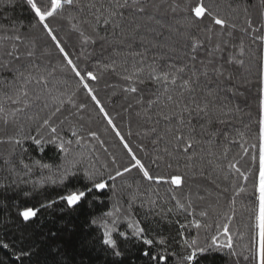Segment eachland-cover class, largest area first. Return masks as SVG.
Masks as SVG:
<instances>
[{
  "label": "trees",
  "instance_id": "1",
  "mask_svg": "<svg viewBox=\"0 0 264 264\" xmlns=\"http://www.w3.org/2000/svg\"><path fill=\"white\" fill-rule=\"evenodd\" d=\"M104 2L107 3L108 0ZM155 2L160 3L161 7L159 11L150 10V13L165 26L176 24L174 15H188L187 12L173 14L168 8L172 0H155ZM180 2L183 3V0ZM188 2L195 4L199 0H188ZM203 2L220 18L236 26L234 29L227 30L232 32L231 37L227 35L223 37L229 42L228 52L239 53L240 44L243 43L244 55L241 59L244 64L230 67L234 76L235 93H227L225 102L231 108L228 118L230 122L227 125L216 122L209 124L204 119H197L195 115L191 118L190 124L186 121L185 125H180L175 120L171 124L163 120L156 124L159 119L156 108L150 110L151 120H148L144 109L147 107V100L154 98L152 93L155 89V85L147 82L148 65L155 60L159 66L166 63L168 57H172L177 62H183L184 52L189 50L184 47L188 41L175 32L169 33L167 27L160 28L155 20L148 21L146 18L138 17L139 22L144 25L141 31L145 39L141 41L138 37L130 43V46L123 34L117 31L113 35L111 30L107 34L101 32V35H107L106 43L97 40L96 43L89 41L86 45L82 44L79 34L73 30V24L78 23L87 10L85 13H81L79 9L67 10L64 18L57 17L48 21L79 69L82 72L92 71L97 77L95 81L86 79V82L137 157L153 175L175 173L183 178L182 185L175 194L185 204L189 202L184 199L185 196L190 197L193 205L191 211H194L195 215L188 216L186 213L175 210V201H172L169 198L170 194L166 193V189L170 187L167 184L162 186L153 184L152 198H156L154 193L157 190L162 197H165L164 201H158L160 207L157 211H160L161 207L164 211L172 207L174 211L169 213L172 223L161 221L159 216L149 215L148 207L140 206L141 200H144L147 195V182L142 181L141 174L135 169L130 174H126L123 179H117V191L112 199H109L112 197L111 191L106 189L103 193L95 194L97 199L91 202V206L85 202L74 211H62L61 209L65 206L57 204L53 208L41 209L38 215L28 223L20 220L18 212L25 206L39 207L41 202L54 199L61 189L46 187L41 190L43 194H37L34 198H25L22 192L16 191L0 193V240L10 245L8 250L0 248V264H21V261L15 260L13 255L21 248L31 249L33 252L30 257L24 258L23 264H111V257L106 256L103 245L100 243L102 230L92 226L90 220L102 216L105 211L112 210L113 205L126 210L132 193L137 191L138 198L132 206L133 219L141 221V226L145 227L152 236L161 234L166 238L169 250L177 254L169 257V264H176L179 255L184 251L180 247L182 238L179 233L183 231L184 238L188 239L197 235V230L190 226L193 219L199 220L202 224L211 225L207 231L200 230L201 243L206 237L210 238L211 235L217 234V223L221 225L222 238V226L228 223L235 251L238 254H247L245 245L250 244V236L254 231V212L249 209H253L257 204L254 185L257 182L259 165V71L260 57L264 55V44L254 38L264 36V26H262L264 16L261 15L264 8L260 0H203ZM69 17L74 19L70 20ZM249 19L258 32H253L248 27ZM32 22L34 17L22 0H15L12 7L6 4L0 6V25L15 26L22 37L23 43L15 42L19 44V51L26 52L33 44L35 45V56L31 62L35 67H32L25 58L19 62H13L12 69L19 67L26 72L31 71L33 75L47 76L51 73V76H48V90H43L42 86L32 81L27 85L29 96L22 97L19 104H12L7 97L15 96L19 83L14 82L12 71L0 67V103L6 112L17 107L24 109L17 113L15 118L9 116L7 125L0 117V139L6 140L9 137H19L28 133L36 136L39 124L57 107H60L61 111L57 112L51 121L57 127L59 135L65 141L71 139L74 142L75 139L81 138V145L73 143L69 146L72 149L69 159L83 152L86 157L85 166L90 161L101 171L104 164H108L113 170L118 166L111 165L113 155L117 158L119 166L127 164L131 158L128 157L119 138L108 125L87 90L79 84L78 78L71 72L67 62L42 28H30ZM207 24L209 20L205 19L200 27L191 29L192 34L204 42L205 48L209 45L206 33L201 29ZM5 32L6 30H0V35ZM160 42L174 44L178 49L177 52H170L166 47H153V44ZM12 43L13 41L4 42L9 50ZM45 51L47 54H43ZM198 55L199 58H203L205 50L201 49ZM199 58L196 63L197 68H199ZM9 59L4 56V50L0 48V63H7ZM141 66L144 68L146 79L145 84L136 85L141 92L136 94L124 92L123 89L128 86V81L122 77ZM207 87L215 89L216 85L213 83ZM37 95L41 97L39 100L35 98ZM141 98L144 101L143 106L137 103V100ZM25 100L29 104L27 108H24ZM153 127H156L158 133L165 137L158 144L152 142L156 136V133L150 132ZM177 129L186 137L190 136L200 141L194 144L187 154H184L182 149L181 152L176 153L173 135L176 134ZM73 130L77 132V137L72 136ZM40 131L45 137L50 135L49 129ZM90 132H95L97 138L93 139L89 136ZM166 145L174 153L173 156L169 157L163 152ZM141 147L144 151H141ZM23 149L26 151L19 147L14 150L13 145L9 143H0V165L13 153L17 164L21 157L26 162L40 160L54 167L62 160L61 154L52 144H43L44 150L40 151L31 140H25ZM157 154L164 157L159 167L152 162ZM253 156H256L255 162H253ZM96 157H99V160ZM229 162L235 164L240 172L248 177L247 180L235 169H229ZM169 163L172 165L171 168L167 167ZM5 175L6 172L0 170V180H3ZM30 179L39 181L40 170L36 169ZM137 182H142L139 190L136 187ZM129 184L132 185L131 188L127 186ZM27 187L31 188V184ZM225 187L228 188L227 192L222 191ZM240 188H244L245 191L240 192ZM233 207L235 211H232ZM201 211H205L207 216L201 217L199 215ZM225 213L232 217L230 222L226 219ZM177 220L188 224L189 227L181 230L176 223ZM124 228L126 224H121V229ZM136 261L137 264H143V258L138 255H136ZM237 261L239 264H246L243 261V255L230 257L225 252L199 257L197 264H237Z\"/></svg>",
  "mask_w": 264,
  "mask_h": 264
},
{
  "label": "snow or ice",
  "instance_id": "2",
  "mask_svg": "<svg viewBox=\"0 0 264 264\" xmlns=\"http://www.w3.org/2000/svg\"><path fill=\"white\" fill-rule=\"evenodd\" d=\"M14 2L15 0H0V6L6 4L12 7L14 6ZM260 2L262 8H264V0H260ZM22 3L26 5L34 17V22L31 23L30 28H42L43 32L47 34L55 45V48L67 62L71 72L78 78L79 84L87 90L88 95L96 104L97 108H99L100 113L112 128L113 132H115L131 160L127 164L119 166L117 158L113 155L111 165L118 166L113 170L108 164H104L102 165L103 171H101L100 168H97L90 161L85 166L86 157L83 152L69 159V156L72 154V149L69 146L73 145V143L81 145V138L75 139L74 142L71 139L65 141L59 135L57 127L51 123L52 117L61 111V108L57 107L48 118L39 124L36 136L28 133L19 137H9L6 140L0 139V143L12 144L14 150L19 147L23 151H26V149H23V142L25 140H31L40 151L44 150L43 144H52L62 157L61 163L55 165V167L49 163H42L40 160L26 162L22 157L17 164L14 153L9 158L3 160L2 165H0V170H4L6 175L3 180H0V193L7 194L9 191H16L22 192L25 198H34L37 194H43L41 190L46 187L61 189L54 199H47L41 202L39 207L25 206L18 212L20 220L28 223L38 215L41 209L53 208L57 204H63L65 206L64 209H61L62 211H74L85 202H88L89 206H91V202L97 199L95 194L103 193L106 189L111 191L112 197H109V199H112L116 195L117 179H123L133 169L141 174L142 181L147 182V195L144 200H141L140 206H147L149 215L159 216L161 221L172 223L171 217L169 216V213H173L174 211L172 207H168L166 211L161 207V210L157 211V208L160 207L158 201H164L165 197H162L157 190L154 193L156 198H152L153 184L156 186L167 184L170 187L166 189V193L170 194L169 198L172 201H175V210L186 213L188 216H194L195 212L191 211L193 205L190 197L185 196L184 199L189 201L185 204L175 194L176 190L180 189L183 178L175 173L153 175L150 169L137 157L129 143L126 142L124 136L117 130L113 119L93 94L90 85L86 82V79L88 81H95L97 77L92 71L85 70L82 72L79 69L77 64L70 58L69 53L62 45L48 21L57 17L64 18V13L67 10L79 9L81 13H85V10H87L81 16L78 23L73 24V30L79 34L84 45L89 41L96 43L97 40L106 43L107 35H101V32L107 34L109 30H111L113 35L117 31L123 34L126 41L129 42V46L138 37L143 41L145 36L141 29L144 25L139 22L138 17L141 19L146 18L148 21L155 20V23L159 24L160 28L167 27L169 33L175 32L177 35L183 37L188 41L184 47L189 49L184 52L183 62H177L172 57H168L167 62L164 64L157 66L154 60L152 64L148 65L147 82L155 85V89L152 93L154 98L147 100V107L144 109L148 120H151L150 110L153 108L158 109L157 115L159 119L156 121V124H159L161 120L171 124L175 120L180 125H185L186 121L190 124L193 115L197 119L206 120L209 124L216 122L221 125H227L230 122L228 118L231 113V108L225 102L227 93H235V86L233 84L234 76L230 67L242 66L244 64L243 59H241L244 51L243 43L241 42L239 53L235 51L228 52L229 42L224 40L223 37L225 35L231 37L232 32L227 30L234 29L236 26L228 20L220 18L217 13L213 12L209 6L204 4L203 0H199L195 4L189 3L188 0H183V3L180 0H172L168 4V8L173 14L187 12L188 15H174L173 18L176 24H169L167 26L160 24V21L156 20L154 15L150 13V10L159 11L161 7V4L156 3L155 0H108L107 3L104 0H42V2L41 0H22ZM261 15L264 16V11H262ZM69 19L72 20L74 18L69 17ZM205 19L209 20V24L205 25L201 30L206 33V40L209 45L207 48H205L204 42L195 37L191 32L193 27H200ZM247 24L253 32H258V29L253 27L250 19L247 21ZM0 30H6L5 34L0 35V48L4 50V56L10 58L7 63H0V67L12 71L14 82L19 83V87L15 90V96H8L7 98L11 100L12 104L21 103L22 97L29 96L27 85L32 81H35L36 85L42 86L43 90H48V76H51V73H48L47 76L43 74L33 75L31 71L26 72L22 68L12 69L11 67L13 62H19L25 58H27L28 63L32 67H35V65L31 64L35 56V45L33 44L26 52H20L19 44L15 43H23L22 37L18 34V28L15 26L0 25ZM254 39H258L261 44H264V36H257ZM5 41H13L11 50L5 47ZM213 41H215L214 44ZM157 46L160 48L166 47L173 53L178 50L174 44H165L163 42L153 44V47ZM201 49L205 50V56L203 58H199L198 55ZM43 54H47V52L45 51ZM198 58L199 68L196 67ZM122 78L128 81V86L123 89L126 93L136 94L141 92V89L136 85L146 83L143 66L134 68L130 74L124 75ZM213 83L216 85V88L209 89L207 86ZM201 93L203 94L199 95ZM35 98L39 100L41 97L37 95ZM23 103L24 108L29 106L27 100L23 101ZM137 103L143 106V98L138 99ZM23 110L17 107L10 112H6L2 103H0V117L3 118V122L6 125L9 123V116L15 118L17 113ZM258 124L259 165L258 175L256 177L257 182L254 185V195L257 204L253 209H249L254 212V231L250 236V244L245 245V252L247 254H238L235 251L233 237L230 234L228 223L222 226V238L221 225L217 223V234L211 235L210 238L206 237L205 241L201 243L199 238L200 230L207 231L211 228V225L202 224L199 220L193 219L190 222V226L197 230V235L188 239L184 238L183 231L179 233L182 238L180 247L184 251L179 255L176 264H197L199 257L214 253L223 254L225 252L230 257L243 255V261L246 264H264V55L260 57ZM41 129H49L50 135L45 137L41 133ZM150 132L156 133L152 141L153 144H158L165 138L163 134L158 133L156 127L151 128ZM72 136L77 137L75 130L72 131ZM89 136L93 139L97 138L95 132H90ZM173 139L175 140L174 147L176 153L181 152L182 149L184 154H187L193 148L194 144L200 142L192 139L190 136L186 137L183 133H180L179 129L176 130ZM101 147H103V144H101ZM141 151H144L143 147H141ZM163 152L169 157L174 155L167 145L164 147ZM96 159L99 160V157H96ZM163 159V156L157 154L152 162L159 167V163ZM252 159L255 162L256 156H253ZM167 167L171 168V163ZM228 168L235 169L236 172L240 173L247 180L248 177L240 172V169L235 164L229 162ZM36 169L40 170L41 179L39 181H32L30 177ZM25 177H29V179H25ZM73 181H76V183H73ZM81 181L82 183H80ZM29 184H31V188L27 187ZM127 186L129 188L132 187L131 184ZM141 186L142 182H137V190ZM217 187H220V185H217ZM235 187L234 184V190ZM222 191L227 192L228 188L225 187ZM239 191L243 192L245 189L240 188ZM138 194V191L132 193L126 210H122L121 207L113 205L112 210L105 211L102 216L92 218L90 224L102 230L100 243L103 245L106 256L111 257V264H137L136 255L143 258V264H169V257L177 254L169 250L166 238L161 234L152 236L145 227L141 226V221L133 219L132 206L136 202ZM232 211H235L234 207ZM199 215L206 217L207 213L201 211ZM225 217L229 222L232 219L227 213H225ZM176 223L179 224L181 230L189 227L188 224L180 223L178 220ZM121 224H126V228L122 230ZM53 235L55 234L53 233ZM9 247L10 245L7 242L0 240V248L8 250ZM32 254L31 249L25 250L21 248L18 253H14L13 255L15 260L21 261V264H23L24 258L30 257ZM237 264H239V261H237Z\"/></svg>",
  "mask_w": 264,
  "mask_h": 264
}]
</instances>
